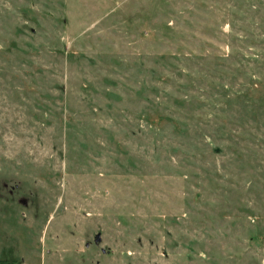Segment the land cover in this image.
<instances>
[{
  "label": "rangeland",
  "instance_id": "1",
  "mask_svg": "<svg viewBox=\"0 0 264 264\" xmlns=\"http://www.w3.org/2000/svg\"><path fill=\"white\" fill-rule=\"evenodd\" d=\"M0 264H264V0H0Z\"/></svg>",
  "mask_w": 264,
  "mask_h": 264
},
{
  "label": "flooded vegetation",
  "instance_id": "2",
  "mask_svg": "<svg viewBox=\"0 0 264 264\" xmlns=\"http://www.w3.org/2000/svg\"><path fill=\"white\" fill-rule=\"evenodd\" d=\"M94 242L95 243H100L101 242V239L99 241L96 240V238L94 239ZM85 246L86 248H88L90 246V243L89 242H85ZM102 251L104 252V249H102Z\"/></svg>",
  "mask_w": 264,
  "mask_h": 264
},
{
  "label": "water",
  "instance_id": "3",
  "mask_svg": "<svg viewBox=\"0 0 264 264\" xmlns=\"http://www.w3.org/2000/svg\"><path fill=\"white\" fill-rule=\"evenodd\" d=\"M96 240H97V241L100 240V234H97V236H96Z\"/></svg>",
  "mask_w": 264,
  "mask_h": 264
}]
</instances>
